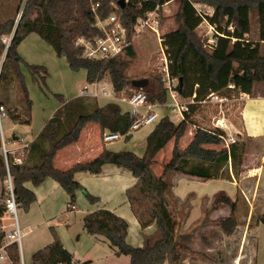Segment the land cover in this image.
Wrapping results in <instances>:
<instances>
[{
	"label": "trees",
	"instance_id": "obj_1",
	"mask_svg": "<svg viewBox=\"0 0 264 264\" xmlns=\"http://www.w3.org/2000/svg\"><path fill=\"white\" fill-rule=\"evenodd\" d=\"M18 11L22 13L17 22L15 18L0 23V54L6 50L1 37L13 34L11 43L6 50V59L0 71V82L8 79L5 69L13 68L19 81L21 96L29 112L32 100L23 80L20 70L22 60L18 46L31 33L38 34L48 42L58 56L66 58L69 67L78 71H86V80L96 83L109 76L113 88L117 92L131 93L132 89H142L150 102L166 104L169 94L160 72L155 74L154 83L144 88L132 85V78L126 69L135 57L133 39L136 21L145 17L150 11L163 4L165 0H19ZM176 28L168 30L163 35L162 45L168 54L170 74L178 79L177 90L183 98L195 94V103L216 93L229 99L237 98L240 92L252 94L257 83H264V54L260 42L246 39L251 30V14L256 12L261 25V40H264V0H178ZM197 4L213 8L212 15H204L205 19L216 26L218 32L216 44L207 49L197 33V28L204 18ZM23 5V6H22ZM160 15L163 9H158ZM116 13L127 29L131 43L123 56L92 59L83 56L84 49L76 42L85 37L93 42L101 35L97 27V18L105 19ZM233 26V31L229 26ZM28 71L36 81L46 84L48 69L44 65L26 63ZM153 76V75H152ZM146 78V77H144ZM148 79V78H147ZM39 81V82H40ZM149 81V80H148ZM153 83V84H152ZM233 84L235 87H230ZM62 106L49 118L38 137L29 142L20 152L2 151L0 135V180L4 184L8 168L12 176L13 191L16 203L26 211L36 201V194L25 186L26 182L40 185L45 179L52 178L75 202L76 192L83 190L86 198L95 203L99 200L88 192L76 179V173H102L104 166L113 164L132 172L137 182L127 189L126 196L132 212L142 229L153 224L159 231V238L147 241L143 247L130 244L127 240L129 223L123 217L106 208L96 209L83 219L86 233L103 236L109 245L115 249L118 256L130 257V264H180L183 251H191L189 243L193 232H176V219L168 207L172 184L166 180L169 172L197 176L202 179L224 177V169L233 164L240 149L241 142L231 143L225 147L219 129L209 130L197 128L190 143L181 148L179 142L189 126L193 123L196 111L195 103L189 104V110L184 113V119L175 123L168 116L160 118L146 139V148L142 156L130 150L114 151L104 148L94 159L79 162L68 169H59L54 165L57 153L74 143L80 137L81 131L90 122L97 123L102 134L116 132L130 139L129 128L133 116L129 110H124L121 102L108 101L102 105H94L88 109L87 100L83 96L65 101L62 94H55ZM0 105H3L1 103ZM8 115L15 123L29 124L31 119H22L13 109L6 108ZM14 111V112H13ZM6 113V114H7ZM13 139V138H12ZM16 140V139H15ZM18 140V138H17ZM170 142L173 149L161 175H157L152 167V160ZM239 143V144H237ZM223 144V145H222ZM35 153L38 161L29 162L30 154ZM20 158L18 162L16 159ZM9 191L4 186L1 192L0 216L6 211L5 200ZM237 203L225 191L215 194L213 208L227 206L230 213L225 216L220 229L225 234H232L238 225L236 215ZM257 222L264 224V212L257 216ZM1 226V224H0ZM53 240L48 245L32 254L33 264H77L68 251L57 231L52 227ZM5 243V232L0 228V247ZM10 264H22L19 243L13 241L5 246Z\"/></svg>",
	"mask_w": 264,
	"mask_h": 264
},
{
	"label": "rangeland",
	"instance_id": "obj_2",
	"mask_svg": "<svg viewBox=\"0 0 264 264\" xmlns=\"http://www.w3.org/2000/svg\"><path fill=\"white\" fill-rule=\"evenodd\" d=\"M19 4V0H0V23L11 18H15V22H17L19 20L18 14L22 10L21 7L18 11ZM178 7V0H172V2H170L168 5L161 8L163 9V12L161 14L159 31L162 37L168 30L174 29L178 26L179 21L177 20L176 14ZM198 8L209 14H211L213 11H210L211 9L204 5H198ZM210 30L211 29H209V25L206 22L202 26L199 25L197 28V33L204 42V45L207 43L208 39L216 40L217 34L214 30H211V33L205 36V34H207ZM245 37L249 41L260 42L261 51L264 54V40H261V25L256 12H252L251 14V30L250 33H248ZM133 43L135 57L131 60L130 65L126 69L127 75L135 79L146 77L149 80L148 85L151 82L154 83L155 74L159 72L164 64L165 54L168 57L166 49L159 42L157 34L152 31L142 32L141 34L135 36ZM206 48L211 50L209 47ZM18 52L22 58L19 66L23 73L24 84L26 85L29 97L32 100L31 112H29L24 99H22L19 81L17 80L13 68L10 65L5 69L8 79L0 82V104H4L6 113V108H11L17 114H20L22 119L26 120L30 118L31 121L29 124L15 123L7 113L6 116H1L0 119V135L1 139L5 142L7 149L12 150V153L20 152L21 154L22 149L20 148H22V142H19L20 139L28 141L30 137L37 135L39 131L42 130L49 118L55 113V111L62 106V102L55 94H62L64 100L67 102L78 96L80 92L83 91V89L87 86L90 89H93V86L87 82L86 71L84 69L78 71L72 70L69 67L66 58L63 56H58L54 48L36 33L29 34L20 43L18 46ZM5 59L6 50L0 54V71L3 69ZM26 63L39 64L47 67L48 75L46 78V84L40 80L39 82L33 79V76L28 71ZM103 80H105L108 84L111 83L109 76H106ZM257 93H264L263 82L257 83L255 85L253 94ZM82 96L85 98V100H87L86 106L88 109H92L96 103L104 104L107 101L105 98H96L94 96L84 95ZM171 104L172 100L169 98L166 104L161 105L155 111L161 115L168 113L172 120L177 121V116L175 115V111L172 110ZM121 106L124 110L129 108L126 103H122ZM202 110H204V108L199 107L198 113L201 114ZM204 117H206V115L203 116V118ZM202 120V118L198 117L195 122L202 124ZM152 124L154 125L155 122ZM152 124L143 125L140 130L138 129V131H134V139L132 141V137L128 140L124 138L120 139L118 142L125 146V148L120 149L130 150L135 152L137 155L142 156L145 152V146L144 142L137 138V135L146 133V131L149 130L151 126H153ZM191 127H193V125L189 126L188 131L191 129ZM208 127L207 125L203 126V128L215 130V128L212 126L209 128ZM257 128L260 132L264 131V125L262 124H258ZM188 131L186 133H188ZM13 135L18 136V140L12 139ZM182 139L179 142L180 147ZM172 143H169L152 160V167L157 175L162 174L164 165L170 158L171 146L173 145ZM241 144L242 145L239 146L240 149L237 151V156L234 159L233 164L229 163L224 169L223 173V175H226V173L229 174L232 171L233 176L239 183L241 182L240 170L243 171L246 169H253L260 163L264 167V137L260 140L247 137L245 141H241ZM171 173L173 172H169L168 174L170 175H168L166 178V180L170 183L173 178ZM246 180L244 181L246 182ZM177 185L180 191H188V193L194 194L189 198V201H191L190 204H184L182 205L181 209L175 212L172 211L176 219L177 234L180 235L183 232H193V237L195 236V241H192V237V240L189 243L191 251H183V260L184 258L186 260V257L188 256H192V259L190 260L193 264H252V261H250L251 258L248 254L251 252V249H253L255 244L253 237L248 238V242L244 250L242 249L241 243L244 226L251 221V223H249L251 228L250 235L255 236L258 234L261 237V240L259 239L257 251L255 250L253 264H264V224L260 221L257 222L256 219L259 214L264 212L263 196L252 197L248 193L247 195H243V193H241V191L237 189L236 186H232L230 182L223 183L218 179H212L205 182L199 179H189L187 177H182L178 179ZM4 186L5 184H3V182L0 180L1 201H3L1 198V192ZM262 187L264 188V169L262 174ZM220 190H225L226 193L237 203L236 215L238 218V225L234 232L228 235L227 238L223 237V231L220 229V223L222 219L230 213V209L227 206H220L214 209L212 206L214 196ZM203 193L209 194L213 198L210 199L206 197L203 200L201 206L198 201V197H195V195H202ZM65 203L64 206L66 205ZM25 213L26 210L19 205L17 210V221L21 229V233L25 231L27 224L26 221L28 215ZM30 216H33L32 211L29 214V217ZM5 217L6 218L3 220V224L5 225L6 230H10L12 228V223H14L16 219L12 217L10 213L6 214ZM186 223L188 226H185ZM44 233V224H41V226L35 230V233L31 235V241L28 239V243H30L29 246L26 243L25 237L21 236V240L18 242L21 243V246L23 247L22 251L20 252L21 263L26 262L27 264L29 262L31 252L34 251L30 250V247H35V249H37L45 245V242H43L45 236ZM154 239H158V236H156ZM151 241L154 240L151 238ZM2 247L3 245L0 247V256H8L6 249H2ZM4 263L5 262L0 264ZM116 264H125V262L124 260L117 261ZM180 264L183 263L180 262Z\"/></svg>",
	"mask_w": 264,
	"mask_h": 264
},
{
	"label": "crops",
	"instance_id": "obj_3",
	"mask_svg": "<svg viewBox=\"0 0 264 264\" xmlns=\"http://www.w3.org/2000/svg\"><path fill=\"white\" fill-rule=\"evenodd\" d=\"M209 8L211 9L210 11L213 10L212 7ZM205 22L206 21H203L200 24V26H202ZM206 23L208 24V22ZM210 33L211 32L209 31L208 35ZM89 84L93 87H96L97 89L106 88L109 91L114 89L112 83L108 84L106 83L105 80H101L100 82L89 83ZM82 95H83V91H81L80 94L76 97ZM100 98H105L107 100L106 102H108V100L115 101L111 97H100ZM183 100L186 102L190 101L188 98H183ZM230 101L231 102L228 103L230 112L227 113L226 119L230 120L233 126L230 125L231 128L226 130V134L228 136L235 137L239 142L245 141L247 137H251L256 140H260L261 138H263L264 131L260 132L257 128V125L258 124L264 125V93H257V94L246 93L242 97L238 96L237 98H233ZM195 105H196V111L192 117L193 123L191 124L193 125V127H191V129L188 131V133H186V135L182 139L181 147L183 148L190 143V141L193 138L194 131L197 128H203L204 125H207V127L213 126L212 120L215 116L219 114V103L211 97L196 102ZM160 106L161 104L156 106L155 110ZM199 107L204 108L201 114L198 113ZM202 114L203 116L206 115V117H204L205 119L203 118ZM175 115L177 116L178 119L177 121L172 120L168 113L163 115L160 114L159 118L168 116L175 123H178L179 121L182 120V118L179 115H177L176 112ZM198 117L203 119L202 124L195 122L196 119H198ZM218 118H221V116H219ZM155 125L156 123L153 126H151V128H149V130H147L146 133L137 135V138L144 142L145 148H146L147 136L154 129ZM41 131H39V133ZM39 133L35 136L30 137V139L25 142L29 143L35 140L38 137ZM133 136L134 134L132 133L131 141L134 139ZM122 138H124V136L114 141L105 142L102 139V130L100 126L97 123H93V122L88 123L86 127L81 131L80 137L76 143L61 149L57 153V155L54 158V165L59 169H68L76 163L86 162L94 159L102 152V150L105 147L108 149L111 148V150L114 151H120L121 150L120 148H125L123 144H120L118 142ZM172 149H173V145L171 146V151ZM37 156L38 155L35 153L30 154L28 158L29 162L38 161ZM263 169L264 167L260 163L257 167L253 169H248V170L246 169L243 171L240 170V175H241L240 183L235 179L232 171L229 174L226 173L224 177L221 176L219 178H211V179H201L200 177L197 176L171 173L173 175V178L171 181L172 183L171 196H169L168 198V207L173 212H175L181 209L182 205L191 203V201H189V198L194 194L188 193V191H182V190L180 191L178 189V185H177L178 179L182 177H187L189 179H199L205 182L210 181L212 179H218L223 183L230 182L232 186H236L237 189H239L241 193H243V195H247L248 193L252 197L253 196L264 197V188L262 187ZM252 170H254L255 172ZM168 175L170 174H167L166 178L168 177ZM75 177L88 192L99 198L97 202L91 203L86 198L83 190H78L76 192L75 202H71L70 196L66 193V191H64V189L59 185V183L52 178L45 179L38 186L33 185L32 182L25 183V186L33 190L36 194V201L30 206L29 210H27L25 213L26 215H28L26 221L27 224L25 227V231L21 233V236L25 237L28 246L30 245V243H28V239L29 241H31L30 240L31 235L35 233V230L38 229L39 226H41V224L42 225L44 224L45 236L43 242H45V245H43V247L48 245L50 242H52L53 235L51 232V228L53 227L59 234L64 247L72 253L74 260L76 262H79L77 264H84V263L111 264V262L112 264H116L117 261H123V260L125 264H130V257L127 255H121V256L116 255L115 249L109 245L108 241L103 236L90 235L86 233V231L84 230L83 219L85 215L99 208L109 209L128 221L129 229H128L127 240L133 246L143 247L146 244V241L149 240L151 241V238L154 241H155L154 238H156V236H158L159 238L160 236L159 231L155 224L145 229H142L136 216L132 212L130 203L126 196L127 189L133 186L137 182V177H135L132 174V172H130L127 169L120 168L113 164H107L104 166V169L100 174H91L89 172L82 171L76 173ZM244 180H246V182ZM220 191H225V190H220ZM195 197H198V201L201 204V206L203 200L206 197L210 199L213 198L211 195L204 193L202 195L196 194ZM64 203L66 204L65 206ZM71 205H74V207H72ZM31 211L33 216L29 217ZM249 223H251V221L244 226V229L242 231L241 243H242V249L244 250V248L247 245L248 238L253 237L255 241L254 244L255 249L253 246V249H251V252L248 254L251 258L250 261H252L251 263L253 264L255 250L257 251L259 239L261 240V237L258 234H256L255 236L250 235L251 228ZM185 226H188L187 223ZM194 237L192 241H195ZM223 237L227 238L228 234L223 233ZM19 244H20L19 247L21 252L23 247L21 246V243ZM43 247H39L37 249H35V247L29 248L30 250H34V251L31 252L30 260L27 264H33L31 259L32 254ZM190 259H192V256L186 257V260L185 258L184 260L182 258L181 262L183 264H193ZM1 260L0 263L5 262L4 264H10V260L7 255L6 256L2 255ZM22 264H26V262ZM164 264H168V263L166 262Z\"/></svg>",
	"mask_w": 264,
	"mask_h": 264
},
{
	"label": "built area",
	"instance_id": "obj_4",
	"mask_svg": "<svg viewBox=\"0 0 264 264\" xmlns=\"http://www.w3.org/2000/svg\"><path fill=\"white\" fill-rule=\"evenodd\" d=\"M171 1L172 0H165V2L163 4L158 5L155 10L148 12L145 17L138 18L135 25V36L141 34L142 32L152 31L157 34L159 42L162 45L163 37L161 36L159 31L160 23H161V15L158 9L163 8ZM198 10L204 18L203 21L206 22L208 21L205 19L204 15H212L214 12L212 11V13L209 14V13H205L199 8ZM21 13L22 10L18 14V19L20 18ZM96 25L101 30V35L96 37L93 42L87 40L85 37L78 38L76 42L79 46L83 47L84 49L83 56L92 59L123 56L131 41L128 38L127 29L124 26L121 19L119 18V16L116 13H112L105 19L97 18ZM208 25H209V29L214 30L217 35H224L223 33H220L215 29L216 27L215 25L209 22ZM233 29H234L233 26L230 25L229 30L233 31ZM206 35H208V33L205 34V36ZM12 37L13 34L3 35L1 37V41L5 44L6 50L11 43ZM216 41H217V37L216 40L208 39L205 46L212 49L213 46L216 44ZM168 63L169 60L167 55L165 54L164 64L162 68L159 70V72L161 74L162 80L169 94V97L172 100L171 105L173 111H175L177 115H179L182 119H184V113L189 110V104L195 103L194 100L195 94L192 97L188 98L190 101L186 102L183 100V97L179 94L177 90L178 79L170 74ZM229 86L235 87L233 84H230ZM130 92L131 93L129 94L126 93L125 91L117 92L114 89L109 91L106 88L97 89L96 87H93V89H90L89 87L83 89L84 96H94L96 98L111 97L115 101L126 103L129 106L128 110L133 116V122L128 132L133 133L134 131L140 129L143 125H150L154 122L156 123L160 119L159 114L155 111V107L158 106L159 104L150 102L147 98L146 93L142 89H132ZM245 94L246 93L240 92L239 97H242ZM208 97L215 99L219 103V114L213 118L212 127H214L215 129H219L220 131L223 132V134H221L220 136L224 141V146L229 147L231 143H235L238 141L235 137L228 136L226 134V130L231 128L230 125L233 126L231 121L226 119L227 113L230 112L228 103L231 102L230 101L231 99L224 96H220L216 93H210L207 95L206 98ZM1 116H6L5 107L3 105H0V119ZM219 116H221V118H218ZM121 137L123 136L116 132H104L102 134V139L105 142L114 141ZM19 142H22L21 144L22 148H20L22 149L21 150V155H22L23 149L27 147L29 143L25 142L22 139H20ZM2 151L5 155L7 154V152H13L12 150L6 148L5 142L3 140H2ZM16 160L18 162L21 161L20 158H17ZM4 184L9 191V195L5 200L6 211L3 216H0V224H1L0 228L5 232V243L2 249H5V246L13 241L20 242L21 240V230L17 221L18 205L16 203V199L13 191V181L9 168H8L7 177L4 180ZM71 206L74 207V205ZM8 213H10L11 216L16 219V221L12 223V228L10 230H6L5 225L3 224V219H5V216ZM0 257L2 258V255ZM58 264H68V263H58Z\"/></svg>",
	"mask_w": 264,
	"mask_h": 264
},
{
	"label": "water",
	"instance_id": "obj_5",
	"mask_svg": "<svg viewBox=\"0 0 264 264\" xmlns=\"http://www.w3.org/2000/svg\"><path fill=\"white\" fill-rule=\"evenodd\" d=\"M121 3H124V0H121ZM148 79L147 78H141V79H133L132 85L137 88H144L148 85ZM18 137L16 135H13V139H17Z\"/></svg>",
	"mask_w": 264,
	"mask_h": 264
}]
</instances>
